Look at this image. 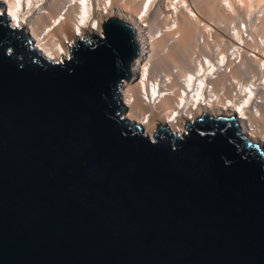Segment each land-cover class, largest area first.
I'll use <instances>...</instances> for the list:
<instances>
[{"label":"water","instance_id":"obj_1","mask_svg":"<svg viewBox=\"0 0 264 264\" xmlns=\"http://www.w3.org/2000/svg\"><path fill=\"white\" fill-rule=\"evenodd\" d=\"M102 27L59 63L0 14V264H264L262 146L222 117L148 137L118 94L140 33Z\"/></svg>","mask_w":264,"mask_h":264},{"label":"bare ground","instance_id":"obj_2","mask_svg":"<svg viewBox=\"0 0 264 264\" xmlns=\"http://www.w3.org/2000/svg\"><path fill=\"white\" fill-rule=\"evenodd\" d=\"M0 14L59 63L77 38L123 21L141 52L118 90L122 117L151 139L159 127L182 136L203 116L232 118L264 150V0H0Z\"/></svg>","mask_w":264,"mask_h":264},{"label":"rangeland","instance_id":"obj_3","mask_svg":"<svg viewBox=\"0 0 264 264\" xmlns=\"http://www.w3.org/2000/svg\"><path fill=\"white\" fill-rule=\"evenodd\" d=\"M211 20V19H210Z\"/></svg>","mask_w":264,"mask_h":264}]
</instances>
